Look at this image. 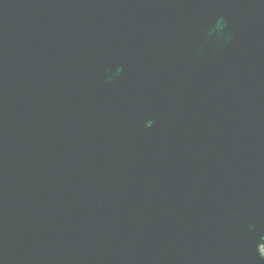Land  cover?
Segmentation results:
<instances>
[{
	"label": "water",
	"instance_id": "95a60500",
	"mask_svg": "<svg viewBox=\"0 0 264 264\" xmlns=\"http://www.w3.org/2000/svg\"><path fill=\"white\" fill-rule=\"evenodd\" d=\"M264 0H0V264H264Z\"/></svg>",
	"mask_w": 264,
	"mask_h": 264
},
{
	"label": "rangeland",
	"instance_id": "374dc122",
	"mask_svg": "<svg viewBox=\"0 0 264 264\" xmlns=\"http://www.w3.org/2000/svg\"><path fill=\"white\" fill-rule=\"evenodd\" d=\"M263 252H264V248H263Z\"/></svg>",
	"mask_w": 264,
	"mask_h": 264
}]
</instances>
